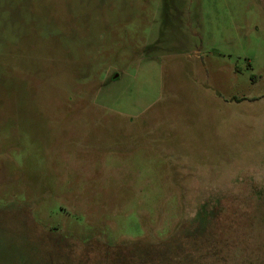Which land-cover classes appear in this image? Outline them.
<instances>
[{"label": "rangeland", "instance_id": "rangeland-1", "mask_svg": "<svg viewBox=\"0 0 264 264\" xmlns=\"http://www.w3.org/2000/svg\"><path fill=\"white\" fill-rule=\"evenodd\" d=\"M0 264H264V0H0Z\"/></svg>", "mask_w": 264, "mask_h": 264}, {"label": "trees", "instance_id": "trees-1", "mask_svg": "<svg viewBox=\"0 0 264 264\" xmlns=\"http://www.w3.org/2000/svg\"><path fill=\"white\" fill-rule=\"evenodd\" d=\"M176 254H178L179 255V253H176ZM176 257H178V256H176ZM180 257V256H179ZM153 260V259H152ZM154 260H157V259H154ZM160 260H162V259H160Z\"/></svg>", "mask_w": 264, "mask_h": 264}]
</instances>
